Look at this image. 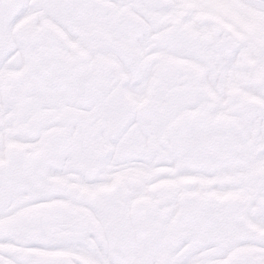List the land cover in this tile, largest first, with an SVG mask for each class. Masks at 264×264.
<instances>
[{"label":"snow or ice","instance_id":"6c2138e0","mask_svg":"<svg viewBox=\"0 0 264 264\" xmlns=\"http://www.w3.org/2000/svg\"><path fill=\"white\" fill-rule=\"evenodd\" d=\"M0 264H264V0H0Z\"/></svg>","mask_w":264,"mask_h":264}]
</instances>
